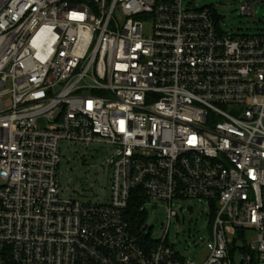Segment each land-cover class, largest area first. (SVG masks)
Listing matches in <instances>:
<instances>
[{
    "label": "built area",
    "instance_id": "1",
    "mask_svg": "<svg viewBox=\"0 0 264 264\" xmlns=\"http://www.w3.org/2000/svg\"><path fill=\"white\" fill-rule=\"evenodd\" d=\"M62 143L105 148L101 203L61 187ZM134 196L168 225L204 203L208 257L134 234ZM0 264H264V34L184 0H0Z\"/></svg>",
    "mask_w": 264,
    "mask_h": 264
},
{
    "label": "rangeland",
    "instance_id": "2",
    "mask_svg": "<svg viewBox=\"0 0 264 264\" xmlns=\"http://www.w3.org/2000/svg\"><path fill=\"white\" fill-rule=\"evenodd\" d=\"M243 0H184L185 8L207 9L212 11L217 19L222 32L229 36H257L264 34V0H253V16H243L239 6ZM6 99L5 102H7ZM42 127L45 122H40ZM61 144L60 164L58 167L60 185L63 189L69 188L74 195H80L91 185H95V196L85 194L83 201L101 203L104 193H108L107 169L105 160L108 156L105 148L100 145H91L87 149L73 147L72 150L65 149ZM95 197H98L97 199ZM153 204V203H152ZM156 207L149 204L146 206L144 223L146 234H150L152 240H161L167 233V242L180 255L181 259H190L201 263L208 257L206 248L210 240L211 227L206 206L196 200H186L177 203L176 209H184L179 213L178 219L167 222L165 211L166 204L154 203ZM179 212V211H178ZM255 234L246 232V240L249 241ZM236 235L232 239H236Z\"/></svg>",
    "mask_w": 264,
    "mask_h": 264
},
{
    "label": "trees",
    "instance_id": "3",
    "mask_svg": "<svg viewBox=\"0 0 264 264\" xmlns=\"http://www.w3.org/2000/svg\"><path fill=\"white\" fill-rule=\"evenodd\" d=\"M126 218L130 223L131 231L134 234H140V230L144 223V215L140 212V200L135 196L129 204L128 210L126 212Z\"/></svg>",
    "mask_w": 264,
    "mask_h": 264
}]
</instances>
